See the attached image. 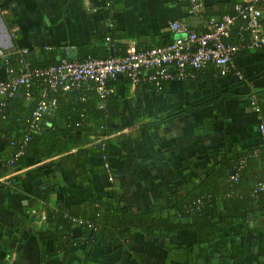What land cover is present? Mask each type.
<instances>
[{"label": "crops", "instance_id": "crops-1", "mask_svg": "<svg viewBox=\"0 0 264 264\" xmlns=\"http://www.w3.org/2000/svg\"><path fill=\"white\" fill-rule=\"evenodd\" d=\"M199 1L200 11L189 14L188 0H0V47L26 48V60L37 63L101 57L110 43L106 37L122 49L124 39L144 49L172 38V20L200 30L205 18L248 0ZM231 65L226 74L206 65L194 81H168L159 92L116 83L117 124L122 129L106 138L111 182L98 157L89 152L84 173L71 162L59 161V154L26 160L23 167L0 174V264H60L61 252L45 255L61 229L55 216L72 210L79 214L89 201L110 193L122 210L144 213L150 205L161 204L162 213L178 221L171 206L174 195L186 190L187 178L201 174L223 151L238 154L261 146L257 125L264 123V48L235 54ZM249 95L259 114L250 108ZM62 135L74 150L94 144L86 142L93 136ZM2 177H10L16 188H4ZM79 234L74 230L70 236ZM215 236L195 245L190 229L146 236L133 229L129 247L124 239L97 242L87 251L71 247L63 264H251L264 255L262 215L246 224L220 227Z\"/></svg>", "mask_w": 264, "mask_h": 264}, {"label": "trees", "instance_id": "trees-1", "mask_svg": "<svg viewBox=\"0 0 264 264\" xmlns=\"http://www.w3.org/2000/svg\"><path fill=\"white\" fill-rule=\"evenodd\" d=\"M233 5H230V10L224 14H231ZM260 22L264 30V18ZM240 24V21H237L230 29L226 42L238 45L246 43L247 32L240 29ZM108 50H111L110 53ZM123 50L110 38L105 55L97 57L88 54L75 59L81 60L88 56L105 58L111 54H121ZM16 57V54L8 57V63L14 69H17ZM58 59L54 62H27L30 67H44L57 62ZM198 71L187 81H194ZM120 76L121 78L116 76L106 82L107 86L113 88V92L101 100V107H98L100 101L89 82H81L68 91L59 88L46 91V98L54 102L53 111L35 121L34 129H29V123L38 100V92L42 87L39 78H34L27 89L19 87L12 95L0 98V174L4 175L15 168L23 167L26 160L36 162L59 154H62L59 161L71 162L73 168L84 173V158L87 152L98 157L101 170L105 174L102 167L103 156L111 168L106 138L122 129V126L117 124L120 105L114 89L115 84L119 83L122 88L126 83L130 84L128 78ZM167 82H163L158 90H155L151 82L145 80L138 81L134 87L159 92ZM25 92H28V97ZM66 132L71 135H83L86 139L93 136V139L98 138L100 142L91 144L89 148L74 150L71 140L62 135ZM93 139H87L86 142L92 143ZM186 163L189 165V161ZM2 182V186L7 189H15L17 186L10 177L3 178ZM184 183L186 190L180 196L174 195V203L171 206L175 212L172 216L179 217L178 221L172 222L170 215H164V207L161 204L150 205L144 213L122 210L114 194L108 191L109 196L92 199L79 214L77 210H72L64 214V217H61V214L55 216L56 225L61 226V229L53 239V249L44 254L48 257L61 252L60 264H63V258L69 255L71 247L80 246L82 251H87L94 243L108 241L114 244L119 239L126 240L129 247L133 229L139 230L145 236L153 232L170 233L179 229H190L194 235L193 244L199 245L216 239L215 231L220 227L246 224L249 218L257 215H262L264 222V189L257 187L264 184L262 144L258 151L238 154L223 151L217 161L206 165L201 174H194ZM74 230L80 233L78 238L70 236ZM176 248L180 249L182 246L177 244ZM42 260L43 255L40 256V261ZM251 264H264V255Z\"/></svg>", "mask_w": 264, "mask_h": 264}, {"label": "built area", "instance_id": "built-area-1", "mask_svg": "<svg viewBox=\"0 0 264 264\" xmlns=\"http://www.w3.org/2000/svg\"><path fill=\"white\" fill-rule=\"evenodd\" d=\"M107 4V3H106ZM264 0H248L233 5L231 14L218 17H207L201 23L200 30L188 29L177 20H172L168 29L172 38L163 45L136 49L130 39L122 40L125 48L121 54H111L105 58L85 57L81 60L60 57L57 62L44 67H30L25 56L26 48L6 51L0 47V62L6 78L0 79V98L12 95L17 88L27 89L34 78H39L42 84L38 92V100L32 111L29 129L35 128V121L53 108L54 102L46 98V91L57 88L68 91L89 82L101 100L113 92L106 82L117 75H123L134 86L138 81L151 82L155 90L163 82L183 81L192 79L197 70L211 65L218 74H226L231 69V59L240 50L253 51L264 48V30L261 19L264 18ZM199 0H188L189 14H197L201 9ZM240 21V29L247 32L245 44H231L225 41L230 29ZM110 42V38H105ZM112 50V49H111ZM16 54L17 69L8 63V57ZM238 74V73H236ZM239 76V75H238ZM28 97V92H25ZM250 108L259 114V106L253 95H249ZM259 139L264 145V123L257 125ZM93 139V138H92ZM99 143L100 139H93ZM102 146V144L100 143ZM102 167L108 182L112 181V170L105 157H102ZM264 189V184L257 186Z\"/></svg>", "mask_w": 264, "mask_h": 264}, {"label": "water", "instance_id": "water-1", "mask_svg": "<svg viewBox=\"0 0 264 264\" xmlns=\"http://www.w3.org/2000/svg\"><path fill=\"white\" fill-rule=\"evenodd\" d=\"M117 76H119V75H117Z\"/></svg>", "mask_w": 264, "mask_h": 264}]
</instances>
